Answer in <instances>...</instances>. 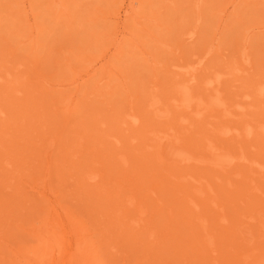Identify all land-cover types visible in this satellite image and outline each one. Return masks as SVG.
Segmentation results:
<instances>
[{"label":"rangeland","instance_id":"rangeland-1","mask_svg":"<svg viewBox=\"0 0 264 264\" xmlns=\"http://www.w3.org/2000/svg\"><path fill=\"white\" fill-rule=\"evenodd\" d=\"M1 54L0 264L264 262V0H0ZM198 58L207 109L171 108Z\"/></svg>","mask_w":264,"mask_h":264},{"label":"bare ground","instance_id":"bare-ground-1","mask_svg":"<svg viewBox=\"0 0 264 264\" xmlns=\"http://www.w3.org/2000/svg\"><path fill=\"white\" fill-rule=\"evenodd\" d=\"M24 8H26V3H23V4H21ZM130 11V9H125L124 11H123V15H124V18L125 17H127L128 16V14L130 13L129 12ZM25 14H27V13H25ZM26 18V17H25ZM118 50V49H117ZM247 55V54H246ZM0 57H2V54L0 55ZM242 63H245V62H247V57L245 56V54H242V56H241V60H240ZM9 63H11L9 60H7V59H1L0 58V87L1 88H6L8 91L10 90V92H17V94L19 93V92H22L21 91V89L19 88L20 86L22 87V85H23V82H24V78H23V76H22V74L23 73H25V71H23L22 70V67H23V65H21V64H18V65H12V66H7V64H9ZM107 63V62H106ZM202 58H198V59H196V60H193L191 63H189V66H187L186 67V70L182 73V71H181V74H180V76L183 74V78H182V76H181V79H183L182 81L181 80H178V81H181V82H179L178 83V81H177V83L178 84H176L175 86H174V90H173V92L174 93H176V95H175V97L173 96V98H172V101L170 102V106H171V108H187V109H190L189 107L190 106H192V105H195V106H197V108H201V109H207V107H208V103L206 102V104L204 103V101L201 99V98H196L195 96H196V94H193V89H194V87L196 86V85H198V74H197V72H198V70H201V65H202ZM247 65H248V63H247ZM103 67V66H102ZM182 68H184V67H182ZM180 69V68H179ZM228 69V68H227ZM242 70H243V68H242V64H241V66L239 65L238 66V64H234V65H232L231 66V68L229 67V69H228V71H225V72H217V74H215L214 73V78L212 79V80H208L207 82H205V86L206 87H209L211 90H214V92L215 91H217L216 93H219L218 91V88H216V86L217 87H219V85L222 83V81L224 80V77H225V79H228V78H231V79H236V78H239L242 74H241V72H242ZM96 71V70H95ZM244 72L246 71V70H243ZM176 73V72H175ZM178 73H180L179 71H178ZM241 74V75H240ZM176 75V74H175ZM177 77L179 76V75H176ZM179 76V77H180ZM251 76V75H250ZM247 77H249V76H247ZM250 78V77H249ZM251 79V78H250ZM249 79V80H250ZM244 81V80H243ZM246 81V80H245ZM176 82V81H175ZM251 82H252V80L251 81H249V82H244L245 83V89H248L249 87H251ZM257 85V84H256ZM259 85V86H258ZM258 85H257V88L255 89V92H254V94H256V95H254V96H256V98L257 99H259V100H262V99H264V82L263 83H258ZM205 87V88H206ZM216 88V89H215ZM2 89V90H3ZM207 89V88H206ZM195 91V90H194ZM4 92V91H3ZM12 92V93H13ZM32 92V91H31ZM30 92V93H31ZM197 91H195V93H196ZM153 94V93H152ZM156 94V93H155ZM178 94V95H177ZM156 95H158V94H156ZM218 95H221V94H218ZM171 96V95H170ZM169 96V97H170ZM214 96H215V94H214ZM217 96V95H216ZM214 97V99H213V101L212 102H214L215 104L217 103V104H219V105H221L220 106V108L223 110V108H224V111L225 112H227V110L228 109H226V104H225V102H224V100L222 99V96H217V97ZM156 97L157 96H155V98L154 97H152L151 96V98L150 99H153V100H155L156 99ZM212 97V96H211ZM220 97V98H219ZM246 99H250V100H248L247 101V103H246V107L244 106L243 108H240V115L242 114V116H244V115H246V112L249 110V108L250 107H252L253 106V104H255V103H253L252 104V97L253 96H251V94L250 93H246L245 94V96H244ZM157 98H159V97H157ZM161 99V98H160ZM168 99V98H167ZM171 99V98H170ZM169 99V100H170ZM159 100V99H158ZM158 100H156V101H158ZM254 100V99H253ZM224 103H223V102ZM159 102H160V100H159ZM163 102V101H162ZM210 102H211V100H210ZM211 102V103H212ZM148 103L149 104H147V105H149V107L148 106H146V107H148V108H150V107H152V105L153 104H150L151 102L149 101V99H148ZM152 103H154V102H152ZM169 103V102H168ZM214 104V105H215ZM168 105V104H167ZM244 105V104H243ZM169 106V107H170ZM156 107V106H155ZM160 108H161V106H159ZM164 107V106H163ZM167 106H165L164 108V111L163 112H165V110L166 109H169L168 107L166 108ZM147 108V109H148ZM154 108V107H153ZM211 108V107H210ZM212 109V108H211ZM153 109L151 108V111H152ZM192 110V109H191ZM158 111V110H157ZM162 111V110H161ZM168 113H169V110H166ZM189 111V110H188ZM194 111V110H193ZM198 111V110H197ZM117 112V111H116ZM147 112V111H146ZM150 111H148V113H149ZM155 112V111H154ZM159 112V111H158ZM166 112V113H167ZM195 112V111H194ZM156 113V112H155ZM155 113H154V116H156L155 115ZM195 114H197V113H195ZM198 114H199V112H198ZM49 115V114H48ZM52 116V115H51ZM50 116V117H51ZM121 117V116H120ZM127 117V116H126ZM126 117H125V119H126ZM128 117H130V119L129 120H125V121H120L119 120V123L120 122H122L123 124L122 125H129L131 128H133V127H135V129H137V128H139L140 127V125H141V123H139V118L137 117V116H135V115H131L130 114V116L128 115ZM161 117V116H160ZM116 117H114L113 119H115ZM148 118V117H147ZM117 119V118H116ZM116 119H115V122H116ZM122 119H124V118H122ZM159 119V118H158ZM170 119V118H169ZM110 120V119H109ZM167 120V119H166ZM112 121V120H111ZM168 121V120H167ZM112 122H114V120L112 121ZM102 123V122H101ZM100 123V124H101ZM104 123V122H103ZM90 124V123H89ZM108 124V123H107ZM115 124V123H114ZM114 124H113V127H114ZM117 124H118V122H117ZM147 124V123H146ZM165 124V123H164ZM90 125H93V124H90ZM121 125V126H122ZM156 125V124H155ZM105 126V130H106V124L104 125ZM108 126V125H107ZM118 126H120V125H118ZM247 126V125H246ZM254 126V125H253ZM125 127H127V126H125ZM142 127H143V125H142ZM149 127V126H148ZM86 128H88V126H86ZM91 127H89L88 129H90ZM120 128V127H119ZM118 128V129H119ZM249 128V127H248ZM247 128V129H248ZM85 129V128H84ZM122 129V128H121ZM125 129V128H124ZM124 129H123V131H124ZM128 129V128H127ZM86 130V129H85ZM94 130H96V129H94ZM259 130L260 131H262V132H264V124L261 126V128H259ZM120 131V130H119ZM131 131V130H130ZM230 130H225L224 131V133L225 134H228V132H229ZM256 130H254L253 129V131H252V129H251V126H250V128L248 129V131L246 132L247 134V136L246 137H248V140H250V139H252V138H254L255 137V134H256V132H258V131H256ZM71 132V131H70ZM129 132V131H128ZM93 133H94V131H93ZM131 133V132H130ZM105 134V133H104ZM104 134H102V135H104ZM119 134V133H118ZM262 134H264V133H262ZM109 135V134H108ZM132 135V134H131ZM257 135H258V133H257ZM105 136V135H104ZM107 136V135H106ZM121 136V135H120ZM91 137V136H90ZM94 137V136H93ZM165 137V136H164ZM263 137V136H262ZM133 138H136V137H133ZM156 138V137H155ZM157 138H160V137H157ZM258 138V137H257ZM116 139V138H115ZM120 139V138H119ZM150 139V137L148 138V140ZM162 138H160V140H161ZM167 139V138H166ZM255 139H256V137H255ZM134 140V139H133ZM145 140H146V138H145ZM168 140V139H167ZM118 141V140H117ZM116 141V142H117ZM126 141V140H125ZM131 141H132V136H131ZM149 141H152V138H151V140H149ZM256 141V140H255ZM126 143V142H125ZM153 143V142H152ZM174 143V142H173ZM154 145H156V144H154L153 143V145L152 146H154ZM151 146V147H152ZM175 146V145H174ZM251 146V145H250ZM155 147V146H154ZM172 148V147H171ZM209 149H212V147L210 146L209 147ZM180 151V150H179ZM185 151V150H184ZM157 153V152H156ZM176 153V152H175ZM184 153V152H183ZM263 153V152H262ZM158 154V153H157ZM177 155V154H176ZM178 156H179V154H178ZM176 157V156H175ZM240 158V157H239ZM122 159V158H121ZM173 159V158H172ZM219 159V158H218ZM237 159V158H236ZM152 160V159H151ZM160 160V159H159ZM183 160H185V159H183ZM238 160H240V159H238ZM238 160L237 161H235L234 159H233V161H235V162H238ZM62 161H63V159H62ZM68 161V160H67ZM66 161V162H67ZM178 161V160H177ZM187 161V160H186ZM186 161H184V163L186 162ZM233 161H232V166H233V164H234V166H235V162L233 163ZM240 161H242V162H244V161H247V164H248V159L247 158H244V157H241V160ZM239 161V162H240ZM65 162V163H66ZM188 162H189V160H188ZM250 162V161H249ZM177 163V162H176ZM199 163V162H198ZM244 163H246V162H244ZM141 164V163H140ZM146 164V163H145ZM179 164V163H178ZM182 164H183V162H182ZM185 164H187V163H185ZM225 165V164H224ZM60 166V165H59ZM246 166V165H245ZM66 167V166H65ZM139 167V166H138ZM134 168V167H133ZM147 168V167H146ZM139 169V168H138ZM54 171V170H53ZM63 172V171H62ZM226 173V172H225ZM59 175V174H58ZM112 175V174H111ZM124 175V174H123ZM140 175V174H139ZM152 175V174H151ZM121 177V176H120ZM245 177V176H244ZM125 178V177H124ZM142 178V177H141ZM155 178V177H154ZM151 179V178H150ZM153 179V178H152ZM64 180V179H63ZM162 180V179H161ZM126 182V181H125ZM161 182V181H160ZM119 184H120V182H119ZM161 185V184H160ZM152 186H153V184H152ZM184 186V185H183ZM76 187V186H75ZM159 187V186H158ZM162 187V186H161ZM170 187V186H169ZM185 187V186H184ZM141 188V187H140ZM160 188V187H159ZM165 188V187H164ZM198 188V187H197ZM169 189V188H168ZM160 190V189H159ZM181 190V189H180ZM183 191V190H182ZM177 192V191H176ZM175 192V193H176ZM202 192V191H201ZM99 193V192H98ZM165 194V193H164ZM197 194V193H196ZM90 196H92V195H90ZM115 197V196H114ZM14 198V197H13ZM99 198V197H98ZM203 199V198H202ZM169 200V199H168ZM170 201V200H169ZM172 201V200H171ZM2 202V201H1ZM168 202V201H167ZM190 202V201H189ZM170 203V202H169ZM21 204H23V203H21ZM167 205V204H166ZM236 205V204H235ZM115 206V205H114ZM171 206V205H170ZM32 207V206H31ZM161 207V206H160ZM195 207V206H194ZM119 208V207H118ZM175 208V207H174ZM233 208V207H232ZM117 209V208H116ZM183 209V208H182ZM237 209V208H236ZM235 211V210H234ZM119 212V211H118ZM174 213V212H173ZM202 213V212H201ZM177 215V214H176ZM199 215V214H198ZM202 215V214H201ZM189 216V215H188ZM109 217V216H108ZM122 217V216H121ZM182 217L183 216H181V219H182ZM6 218V217H5ZM111 218V217H110ZM69 219V218H68ZM172 219V218H171ZM180 219V220H181ZM121 220V219H120ZM176 220V219H175ZM179 220V221H180ZM236 220V219H235ZM238 220V219H237ZM255 220V219H254ZM182 221H183V219H182ZM181 221V222H182ZM189 221V220H188ZM200 221V220H199ZM234 221V220H233ZM250 221V220H249ZM164 222V221H163ZM251 222V221H250ZM18 223V222H17ZM184 223H185V221H184ZM235 223H237V222H235ZM181 224V223H180ZM179 224V225H180ZM232 224V223H231ZM203 225H205V224H203ZM202 225V227H205V226H203ZM187 226V225H186ZM180 227H182V225L180 226ZM208 227V226H207ZM117 228V227H116ZM206 228V227H205ZM204 229V228H203ZM245 229V228H244ZM187 230H188V228H187ZM232 230V229H231ZM230 230V231H231ZM243 230V229H242ZM125 231V230H124ZM177 231V230H176ZM204 231H206V229L204 230ZM111 232V231H110ZM131 232V231H130ZM118 233V232H117ZM125 233V232H124ZM32 234V233H31ZM113 234V233H112ZM122 234H123V232H122ZM165 235V234H164ZM250 235V234H249ZM108 237V236H107ZM116 237V236H115ZM194 237V236H193ZM122 238V237H121ZM196 238H198V237H196ZM125 239V238H124ZM209 241V240H208ZM110 242V241H109ZM228 243V242H227ZM108 244V243H107ZM110 244V243H109ZM211 244V243H210ZM186 250V249H185ZM205 252V251H204ZM234 252V251H233ZM141 253H142V251H141ZM143 254H144V252H143ZM142 254V255H143ZM178 254V253H177ZM206 255V254H205ZM236 255V254H235ZM233 256V255H232ZM235 257V256H234ZM253 257H254V255H253ZM257 257V256H256ZM152 258V256L150 257V259ZM150 259H148V260H150ZM157 259V258H156ZM235 259V258H234ZM147 260V261H148ZM204 260V259H203ZM151 261H153L152 259H151ZM150 261V262H151ZM229 262V261H228ZM251 262V261H250ZM153 263H155L154 261H153ZM264 262L259 258V257H257L256 259H254V262L252 263V264H263ZM151 264V263H150Z\"/></svg>","mask_w":264,"mask_h":264}]
</instances>
